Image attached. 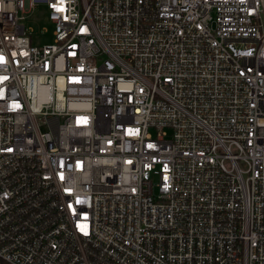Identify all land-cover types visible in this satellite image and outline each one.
<instances>
[{"label": "built area", "instance_id": "1", "mask_svg": "<svg viewBox=\"0 0 264 264\" xmlns=\"http://www.w3.org/2000/svg\"><path fill=\"white\" fill-rule=\"evenodd\" d=\"M0 260L264 264V0H0Z\"/></svg>", "mask_w": 264, "mask_h": 264}, {"label": "rangeland", "instance_id": "2", "mask_svg": "<svg viewBox=\"0 0 264 264\" xmlns=\"http://www.w3.org/2000/svg\"><path fill=\"white\" fill-rule=\"evenodd\" d=\"M26 25L33 29L31 42L36 47H45L54 43V26L49 21L45 6H37L27 18Z\"/></svg>", "mask_w": 264, "mask_h": 264}, {"label": "trees", "instance_id": "3", "mask_svg": "<svg viewBox=\"0 0 264 264\" xmlns=\"http://www.w3.org/2000/svg\"><path fill=\"white\" fill-rule=\"evenodd\" d=\"M0 264H6V263H4L3 261L0 260Z\"/></svg>", "mask_w": 264, "mask_h": 264}]
</instances>
